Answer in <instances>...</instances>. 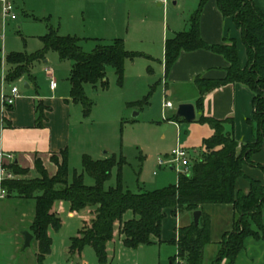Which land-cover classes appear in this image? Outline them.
I'll list each match as a JSON object with an SVG mask.
<instances>
[{
    "label": "trees",
    "instance_id": "trees-1",
    "mask_svg": "<svg viewBox=\"0 0 264 264\" xmlns=\"http://www.w3.org/2000/svg\"><path fill=\"white\" fill-rule=\"evenodd\" d=\"M205 2L198 0L185 30L164 41V72L171 67L180 51L203 49L220 55L227 63L224 77L218 80L196 78L194 84L198 97L194 106L200 111L202 96L225 84L237 83L246 87L252 93L249 123L252 125L253 142L238 143L230 132H225L223 124L230 121L200 116L197 122L209 125L212 134L202 140L203 150L191 163L189 172L178 174L174 185L138 194H132L122 186L123 158L112 156L94 161L83 156L82 170L93 178V186H86L83 174L76 171H73L69 179L66 150L51 156L56 168L51 177L47 176L41 163L36 160L35 170L39 178L16 179L5 182L3 186L9 195L35 200V216L30 232L37 244L36 257L39 264L51 251L50 230L59 231L62 226L61 219L54 211L56 202L68 203L72 214L89 210L90 217L83 221L77 235L70 239V252L80 254L85 246H89L101 264L106 263L107 245L114 240L117 232L122 237L123 245L129 249L158 241L160 224L166 211L171 216L180 212L199 211L197 224L179 228L176 241L169 243L176 246L175 257L180 258L184 264H202V250L208 244L209 226L207 217L202 213V206L208 204H229L233 212L232 227L222 235L212 264H232L246 237L264 239V227L260 221V212L264 206V185L256 180H248L246 194L234 190L235 180L242 176V167L252 166L250 156L264 149V15L251 0H215L220 15L230 17L240 33L245 52V63L241 66L232 41H226L229 44L208 45L200 39L198 18ZM43 44V50L34 56L15 53L6 57L10 67L7 82L17 81L23 76L32 78L29 73L31 64L43 59L47 51H55L61 60L72 61L67 78L69 98L71 102L83 107L85 116H88L92 106V102L85 96V86L99 85L106 89L107 67L114 70L121 84L125 61L140 56L127 52L119 39L98 44L87 53L80 46V39L62 37L52 30L43 37ZM146 104L147 96L129 106L141 108ZM44 109L38 101L35 108L37 126H42ZM114 167H117L116 185L105 189L103 185L110 178ZM258 168L264 174V167ZM11 169L16 175L27 176L29 173L14 163ZM127 212L129 217H126ZM174 258L170 259L171 263Z\"/></svg>",
    "mask_w": 264,
    "mask_h": 264
},
{
    "label": "crops",
    "instance_id": "crops-1",
    "mask_svg": "<svg viewBox=\"0 0 264 264\" xmlns=\"http://www.w3.org/2000/svg\"><path fill=\"white\" fill-rule=\"evenodd\" d=\"M11 1L15 5L14 0ZM251 1L264 15V0ZM173 2L174 4L171 2L170 5H177L175 10H180V13H176L167 22L166 13L172 9L168 4H160V0H82L81 20L87 24L88 33H85L87 37L78 39L84 42L94 40L95 43L119 39L123 42L127 52L140 55L126 60L124 70L129 74L135 86L139 82H144V88L146 86L148 88L149 83L155 82L150 89L154 91L158 88V91H154L153 102L159 107L163 130L168 128L167 130L174 135L173 146H180L186 150L192 161L196 160L203 150L202 140L212 134L209 125L197 122L200 116L217 121H230V123L224 122V131L230 132L238 143H252L253 131L249 123L252 113V93L246 87L237 83L225 84L202 96L200 111L194 106L198 97L194 84L196 78L218 80L224 77L227 63L220 55L203 49L180 51L171 67L164 72V41L185 30L198 0H174ZM0 23H3L1 5ZM198 34L200 39L208 45L229 44L226 41H232L239 63L241 66L244 65L245 52L241 44L240 33L230 17L220 15L215 6V0H206L202 7L198 18ZM43 62L47 63L46 60ZM45 70L49 71V75L45 73ZM43 73L48 80L50 91L56 94L59 90V83L54 71L50 67H45ZM31 77L23 76L18 80L25 93H20L14 105L6 112V115H3L2 121L0 118V151L11 154L12 163L20 169H28L27 176L33 175L37 158L46 164L52 155L66 150L69 163L71 146L77 142L71 124L70 107L73 102L69 98V83L65 82V96L42 98L37 92L35 78ZM50 79L56 82L55 88L51 86ZM10 83L4 82L5 90ZM38 101L45 107L42 126L36 125L35 108ZM164 101L170 102L172 107L163 108ZM178 104L193 106L194 120L192 122L186 123L174 116L175 107ZM149 105L150 101L141 110L148 108ZM128 107V110L135 109ZM173 117L176 119L173 120ZM161 138L163 139V136ZM102 147L100 139H93L86 147L80 145L79 154L86 155L94 161L103 160L110 154L101 152ZM72 149L76 151V148ZM250 161L252 166H243L242 176L234 182V190L242 194L248 192V180H256L264 185V174L258 168L264 167V149L253 153ZM17 177L20 179L21 175ZM56 203L54 211L60 218ZM202 213L209 222L208 244L202 250V264H212L222 235L230 231L232 227L233 212L229 204H208L202 206ZM191 214L180 212L171 216L166 211L160 224L158 241L139 246L134 250L143 252L148 264H161L163 259L166 264H172L170 259L175 257L177 249L169 242L176 241L179 228L192 224ZM34 216V199H24L15 194H8L1 201L0 264H39L36 257L37 244L34 238L28 247H23V233L31 234L30 226ZM68 216L70 219L65 227L64 224L59 231L50 230L51 251L41 264H53V260L57 264H101L89 246H85L80 254L70 252V239L77 235L83 221L90 217L89 210L84 209L77 214H72L69 210ZM260 221L264 227V206L260 212ZM116 237L118 238L117 243ZM115 238L107 245V261L103 264H126L121 262V259L129 248L123 245L122 237L118 232ZM143 248H146V251H142ZM28 250L31 251L27 254ZM232 264H264V239L244 238L242 249L236 254Z\"/></svg>",
    "mask_w": 264,
    "mask_h": 264
},
{
    "label": "rangeland",
    "instance_id": "rangeland-1",
    "mask_svg": "<svg viewBox=\"0 0 264 264\" xmlns=\"http://www.w3.org/2000/svg\"><path fill=\"white\" fill-rule=\"evenodd\" d=\"M14 3L17 19L0 23V88L1 78L3 77L6 83L10 69L6 63V57L15 53L31 57L41 52L44 48L43 37L50 30L55 31L60 36L87 37L85 35L87 24L81 20L80 5L82 0H14ZM170 3H168V6L172 10L166 13L167 22L176 13H180V10H175L177 5L171 6ZM101 43L107 42L80 41V46L83 51L91 52ZM44 60L47 61L46 64H44ZM71 65L72 61L61 60L58 54L52 50L45 53L43 60H35L29 68V73L35 78L39 96L42 98L65 96V82H68L66 79ZM45 67H50L56 75L59 83V90L56 94L49 89L48 80L43 73ZM105 73L108 81L106 89L100 88L99 85L95 87L85 86V96L92 102L88 116L83 114V107L80 104L71 103V124L77 142L71 146L76 148V151L72 148L70 150L69 179L73 171H76L83 174V183L86 186L94 185L93 178L82 170L83 156L79 154V150L80 145L86 147L93 139H100L103 145L101 152H109L110 154L106 158L112 156L116 159L123 158L121 182L125 190L132 194H138L174 185L177 172L169 170L168 167H158L156 165L157 158L165 157L175 147L173 146L175 139L173 140L174 135L167 130L168 128L163 130L159 107L153 102L154 91H158V88L154 91L150 88L155 82L149 83L148 88L147 86L144 88V82H139L135 86L129 74L124 70L122 82L119 84L112 68L107 67ZM11 86H16L19 93H25L18 80L11 82L9 86H6V89L8 90ZM146 96L147 103L150 101L148 108L141 110L145 105L141 108L135 107L134 110H128V102L140 101ZM161 136H163V139ZM57 159L60 160L59 156ZM36 160L41 163L48 177L55 174L56 168L51 157L46 164L38 158ZM116 175L117 167H114L110 178L103 185L105 189L116 185ZM27 178L36 179L39 178V174L34 169L32 176L21 175L20 177V179ZM55 206L61 218L62 226L65 224V227L70 219L68 204L57 202ZM126 217H129L128 212ZM117 240L116 237V243ZM145 249L142 251H146ZM29 251L31 250L26 253L28 254ZM121 262L126 264H148L143 252L134 249H128L127 253L122 255ZM161 262V264H166L165 259ZM52 263L57 264L55 260Z\"/></svg>",
    "mask_w": 264,
    "mask_h": 264
},
{
    "label": "built area",
    "instance_id": "built-area-1",
    "mask_svg": "<svg viewBox=\"0 0 264 264\" xmlns=\"http://www.w3.org/2000/svg\"><path fill=\"white\" fill-rule=\"evenodd\" d=\"M173 1L174 0H160V4L166 5L169 2ZM0 5L3 23L8 21H15L17 19V15L15 13V5L11 0H0ZM45 73L49 75L48 70H45ZM4 82L5 81L2 77L0 88L1 121L4 113H6L14 105L16 99L20 96L19 90L16 86H11L8 90H5L3 86ZM50 82L51 86L55 88L56 82H54L52 79H50ZM162 107L170 109L172 105L170 102L164 101ZM12 161L13 156L11 154L0 151V203L8 196V192L3 184L7 181L18 179L17 175L12 171L10 167ZM192 162L193 161L190 158L188 152L180 148L179 146H175L173 149H171L169 153L165 155V157L156 159V165L158 167H168L171 170H175L177 172V175L187 174L190 170ZM172 264H184V262L180 258L175 257L172 261Z\"/></svg>",
    "mask_w": 264,
    "mask_h": 264
},
{
    "label": "water",
    "instance_id": "water-1",
    "mask_svg": "<svg viewBox=\"0 0 264 264\" xmlns=\"http://www.w3.org/2000/svg\"><path fill=\"white\" fill-rule=\"evenodd\" d=\"M174 4V2H172ZM174 116L176 118H181L184 122L190 123L194 120V110L193 106L190 104H178L175 107ZM199 211H194L191 214L192 217V224L195 226L197 224L198 218H199ZM24 236V243L23 247L26 248L30 245V242L32 240V235L28 232L23 233Z\"/></svg>",
    "mask_w": 264,
    "mask_h": 264
}]
</instances>
